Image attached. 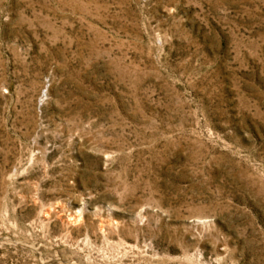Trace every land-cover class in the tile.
<instances>
[{"label": "rangeland", "instance_id": "374dc122", "mask_svg": "<svg viewBox=\"0 0 264 264\" xmlns=\"http://www.w3.org/2000/svg\"><path fill=\"white\" fill-rule=\"evenodd\" d=\"M0 264H264V0H0Z\"/></svg>", "mask_w": 264, "mask_h": 264}]
</instances>
